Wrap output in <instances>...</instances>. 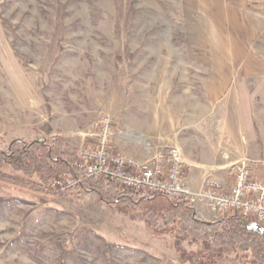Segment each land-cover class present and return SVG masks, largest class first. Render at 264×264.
<instances>
[{
	"label": "rangeland",
	"instance_id": "374dc122",
	"mask_svg": "<svg viewBox=\"0 0 264 264\" xmlns=\"http://www.w3.org/2000/svg\"><path fill=\"white\" fill-rule=\"evenodd\" d=\"M228 3L0 0V145L19 142L30 158L24 169L1 168L9 179H0V264H206L215 253L223 254L215 264H251L236 249L179 234L162 216L152 227L140 207L36 190L46 186L36 166L65 174L53 158L72 160L50 152L55 137L76 149L106 117L143 137L144 118L159 110L161 74L197 63L200 77L210 66L221 76L238 41Z\"/></svg>",
	"mask_w": 264,
	"mask_h": 264
},
{
	"label": "crops",
	"instance_id": "0c3cea01",
	"mask_svg": "<svg viewBox=\"0 0 264 264\" xmlns=\"http://www.w3.org/2000/svg\"><path fill=\"white\" fill-rule=\"evenodd\" d=\"M228 2L237 23L229 36L238 41L222 75L216 78L210 66L200 77L197 63L181 64L180 74L164 72L157 81L159 110L144 118L143 137L116 130L113 140L117 152L141 160L179 148L194 188L202 187L206 174L230 185L231 167L242 160L264 178V0ZM196 210L200 218L216 219L204 203Z\"/></svg>",
	"mask_w": 264,
	"mask_h": 264
},
{
	"label": "built area",
	"instance_id": "2783aa9c",
	"mask_svg": "<svg viewBox=\"0 0 264 264\" xmlns=\"http://www.w3.org/2000/svg\"><path fill=\"white\" fill-rule=\"evenodd\" d=\"M115 134L112 120L103 118L93 139L74 149L73 161L62 156L53 158L65 165L67 173L53 179L51 189L66 195L70 189L78 188L84 178L96 177L115 184L119 190L134 192L143 201L166 197L186 202L194 210L199 203H204L216 219L238 212L264 229V178L259 176L252 162L242 160L231 167L230 185L206 174L202 187L194 188L188 181L179 148L167 147L141 160L117 152ZM72 169L80 175L71 173Z\"/></svg>",
	"mask_w": 264,
	"mask_h": 264
},
{
	"label": "trees",
	"instance_id": "16d2710c",
	"mask_svg": "<svg viewBox=\"0 0 264 264\" xmlns=\"http://www.w3.org/2000/svg\"><path fill=\"white\" fill-rule=\"evenodd\" d=\"M47 145L51 153L61 154L65 152L72 155L73 158L74 149L68 146L63 138L55 137ZM29 159L28 150L19 142H13L9 147L0 145V179L2 177L3 182H8L7 179H9L4 170H1L4 163H8L15 168L24 169ZM68 160L73 161V159ZM61 165L64 164L61 163ZM36 172L40 181L46 186L49 185L52 178L63 175L61 171H53L52 168L44 166V164L36 166ZM71 173L76 176L80 175L75 169H72ZM46 186L36 190L63 195L61 192L48 191ZM80 190L84 191L83 197L81 196L82 200L104 201L114 207L130 205L140 207L152 227L158 226V217L162 216L166 226L175 225L174 227L179 234L188 233L196 240L204 241L206 247H212L214 250L233 248L239 253L250 257L249 262L251 264H264V229L238 212L226 214L222 218L212 221H206L197 219L194 209L188 203L176 201L167 203L165 201L168 200L166 197H160L161 200L154 207H148L142 201H139L141 200L140 197L134 192L119 190L115 184L106 183L103 179L96 177L84 178L78 188L70 189L67 194H74L76 191L81 194ZM178 253L181 254V250ZM201 253H192L191 258L202 257ZM222 257L223 254L215 253L212 260L206 262V264H215ZM188 259L190 258L187 256L183 260Z\"/></svg>",
	"mask_w": 264,
	"mask_h": 264
}]
</instances>
